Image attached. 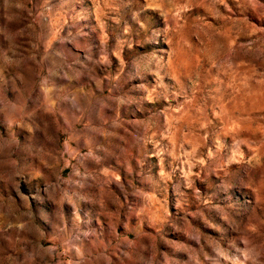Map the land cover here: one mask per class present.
Listing matches in <instances>:
<instances>
[{
    "label": "rangeland",
    "instance_id": "obj_1",
    "mask_svg": "<svg viewBox=\"0 0 264 264\" xmlns=\"http://www.w3.org/2000/svg\"><path fill=\"white\" fill-rule=\"evenodd\" d=\"M0 264H264V0H0Z\"/></svg>",
    "mask_w": 264,
    "mask_h": 264
}]
</instances>
